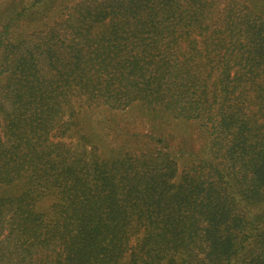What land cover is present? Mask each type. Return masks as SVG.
<instances>
[{
	"label": "trees",
	"instance_id": "16d2710c",
	"mask_svg": "<svg viewBox=\"0 0 264 264\" xmlns=\"http://www.w3.org/2000/svg\"><path fill=\"white\" fill-rule=\"evenodd\" d=\"M11 4L0 264H264V0ZM39 4L44 22L15 37ZM133 110L150 144L120 138ZM164 116L201 138L180 170Z\"/></svg>",
	"mask_w": 264,
	"mask_h": 264
},
{
	"label": "rangeland",
	"instance_id": "374dc122",
	"mask_svg": "<svg viewBox=\"0 0 264 264\" xmlns=\"http://www.w3.org/2000/svg\"><path fill=\"white\" fill-rule=\"evenodd\" d=\"M7 2L12 3L9 8L20 9L21 6L25 4L26 0H0V13L7 9L4 8ZM34 13L36 16H31L29 17V19L22 22L20 24V29H18L17 31L14 29L15 37L21 31H23L25 34H29V32H31L34 28L40 26L41 23L44 22V7L40 6L39 4V6H36L34 8ZM124 113V115L122 112L117 113V117L114 118L117 120L115 126L120 131V138L122 139L123 135H125V138H130V133L138 132L140 134L138 135V141L150 144V138L152 137L151 126L153 123L149 121V117L146 114L141 113L140 111L136 112V110H133L130 113ZM154 124H157L159 126L158 131L160 132V134L166 137L165 139L169 146H171L172 148H179V146L182 145L181 148L183 152L178 153L177 151H175L174 156L180 158L183 155L181 159H178L179 170L182 168V166H187V152L198 153L200 150L199 147L201 138H198V130L196 129L195 125H193L191 122H184L182 120L173 119L170 116H164L161 120L154 122ZM195 137H197L196 140ZM110 142H112L110 141V139L106 141L110 148H115Z\"/></svg>",
	"mask_w": 264,
	"mask_h": 264
}]
</instances>
